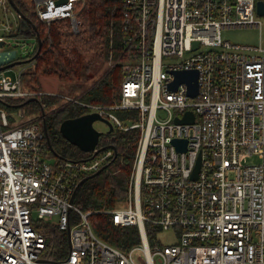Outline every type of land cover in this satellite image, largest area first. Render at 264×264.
Segmentation results:
<instances>
[{
    "label": "built area",
    "instance_id": "1",
    "mask_svg": "<svg viewBox=\"0 0 264 264\" xmlns=\"http://www.w3.org/2000/svg\"><path fill=\"white\" fill-rule=\"evenodd\" d=\"M78 1L34 0V12L48 24L70 18L78 30ZM259 1L124 0L120 100L61 95L114 130L139 131L128 197L102 210L116 226H137L140 241L127 250L100 237L92 211L74 202L80 180L116 157L112 147L95 152L114 143L101 142L109 133L93 150L49 159L41 110L26 113L13 102L56 93L24 85L32 59L17 76L0 70V264H264V43L221 34L261 27ZM18 32L22 15L0 0V66L33 57L2 48ZM187 70L198 71L195 96L186 82L171 88L175 72ZM188 110L193 121H177ZM250 155L258 162H245ZM169 230L175 241L164 244L159 234Z\"/></svg>",
    "mask_w": 264,
    "mask_h": 264
},
{
    "label": "trees",
    "instance_id": "2",
    "mask_svg": "<svg viewBox=\"0 0 264 264\" xmlns=\"http://www.w3.org/2000/svg\"><path fill=\"white\" fill-rule=\"evenodd\" d=\"M15 1L36 22L42 39L41 51L32 59V68L22 74L21 79L26 87L42 89L41 77L55 76L60 81L70 82V92L66 93L79 96L81 101L108 105L120 100L125 73V57L121 55L126 34L122 26L124 0L76 2V15L81 21L78 30L73 29L70 18L54 20L49 24L42 22L34 12V0ZM25 33L36 36L31 26L24 32H18V35ZM36 49L27 56L32 57ZM110 60L114 64L108 69L105 65ZM62 93L59 91L56 94L39 95L40 103L31 100L22 105L21 98L13 102H16V109L21 108L26 113H35L36 110L39 112L41 106L47 109L46 123L51 140L48 153L55 158L74 157L84 153L62 135L60 124L65 118L87 113L88 108L79 103L62 102ZM51 107L53 110L50 111ZM129 112L117 111L121 117ZM111 138L118 149L116 157L101 172L88 178L79 187L74 202L83 209L92 211L95 231L100 237L127 250L140 241L137 226H116L111 222L110 215L102 210L119 206L128 197L139 131L116 129L105 134L101 142ZM51 233L47 230L49 238H52Z\"/></svg>",
    "mask_w": 264,
    "mask_h": 264
},
{
    "label": "water",
    "instance_id": "3",
    "mask_svg": "<svg viewBox=\"0 0 264 264\" xmlns=\"http://www.w3.org/2000/svg\"><path fill=\"white\" fill-rule=\"evenodd\" d=\"M65 1H67V0H56V2H58V3L65 2ZM10 2L19 11V13L22 15L23 30L28 29L29 26H31L35 30L36 40H37L38 46H37V50H36V52L32 58L22 59V60L19 59V60L12 62L11 64L2 65V66H0V70L5 69V68L9 67L10 65H14L16 63L29 62L30 59H33L34 57H36L40 53L41 47H42V39L40 37V33H39L36 22L30 16L26 15L21 10V8L18 6V4L16 3L15 0H10ZM258 12H259V14H264V1H262V0H260L258 2ZM0 44H1V42H0ZM175 76H176V79L171 84V88L175 89L178 87V85L181 82H186L188 84L189 94L191 96H195L197 94V92H198V71L197 70L177 71V72H175ZM31 100H36L40 103V100L37 96L28 98L26 101H31ZM41 113L43 115L44 131L46 134L47 141L50 145L51 140H50L48 126L46 123L45 109L43 106H41ZM97 119L105 121L108 124L109 129L107 130V133H111L114 130V126L108 118L102 116L99 112L93 111V112H87V113H84V114H81L78 116L65 118L60 124V131H61L62 135L69 142L76 145L79 149H81L83 151H90V150H93L96 148V146L100 142L101 136L104 134L103 131L98 130L94 126V121ZM193 119H194L193 111L188 110L186 115L183 118H180V120L177 119V121H183V122L184 121H193ZM177 142L180 144V140H177ZM108 147H112L115 150L116 155H117L118 149H117L116 144H114V143L104 144V145L98 147L95 150V152H97L99 150H103V149L108 148ZM184 148H185V145H184ZM57 155H59V154L57 153ZM199 164L200 163L197 164V168H196L195 172H197L199 170ZM105 167H107V165H104L99 170H97L93 173H90V174L86 175L85 177H83L80 180V182L78 183L76 189L78 190L79 187L88 178L93 177L94 175L98 174Z\"/></svg>",
    "mask_w": 264,
    "mask_h": 264
},
{
    "label": "rangeland",
    "instance_id": "4",
    "mask_svg": "<svg viewBox=\"0 0 264 264\" xmlns=\"http://www.w3.org/2000/svg\"><path fill=\"white\" fill-rule=\"evenodd\" d=\"M264 19V18H263ZM222 37L224 39H228L231 42L235 43H242V44H254L258 45L261 41L264 43V23L261 27L256 26H244V27H226L222 29ZM36 44V39L30 35H21L18 37L10 38L9 42L3 46V49H16L18 57L22 58L26 55H28L30 52L33 51L34 45ZM114 62L113 60H110L108 63H106L105 67L108 66V69L113 66ZM26 63H16L14 65H10V69L7 70V73L17 76L19 70L23 69L25 67ZM102 71L99 72L101 74ZM40 84L42 87V90L49 91V92H55L58 93L63 92L62 94H66V92H70V82L68 81H60L55 76H42L40 79ZM72 94V93H71ZM54 107V106H53ZM53 107L49 109L50 111L53 110ZM8 111L12 110L14 107L6 106L5 107ZM16 109V108H15ZM40 111L36 112L34 114L39 115ZM94 126L100 131H103L104 133L107 132L109 129L108 124L105 121H102L100 119H97L94 121ZM49 159L54 160L55 157H49ZM258 157L255 155H250L248 157H245V162H258ZM133 170V167H132ZM132 174V172H131ZM56 219V217L54 218ZM93 228L94 227V216L89 217ZM159 238L164 244L172 243L175 241V235L172 230L165 231L159 234Z\"/></svg>",
    "mask_w": 264,
    "mask_h": 264
}]
</instances>
